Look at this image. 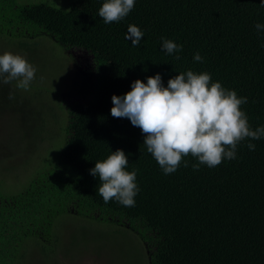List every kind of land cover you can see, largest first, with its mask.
<instances>
[{
    "label": "trees",
    "instance_id": "obj_1",
    "mask_svg": "<svg viewBox=\"0 0 264 264\" xmlns=\"http://www.w3.org/2000/svg\"><path fill=\"white\" fill-rule=\"evenodd\" d=\"M102 3L73 0L63 9L49 0H8L7 7L0 6V36L22 29L35 36V27L64 48H82L90 56L87 74L80 77L89 96L63 107L65 144L54 163L36 170L18 191L4 190L0 181V264H22L31 247L52 251L54 218L69 206L89 218L98 212L93 220H125L135 227L153 245L149 264H264V138L241 141L236 158L216 167L194 170L198 160L187 156V166L181 162L165 174L141 130L110 112L112 95L122 97L136 79L146 83L159 73L166 87L170 78L192 70L207 72L213 82L246 97L241 109L250 127L264 126V31L255 28L264 24V4L135 0L124 19L106 24L98 15ZM130 24L144 33L139 46L125 39ZM7 28L10 35L3 32ZM164 39L182 50L167 54ZM197 53L200 62L194 60ZM6 90L7 84L0 85L2 100L9 98ZM117 149L128 158L126 170H137L133 207L105 203L99 178L90 173L96 161Z\"/></svg>",
    "mask_w": 264,
    "mask_h": 264
},
{
    "label": "rangeland",
    "instance_id": "obj_2",
    "mask_svg": "<svg viewBox=\"0 0 264 264\" xmlns=\"http://www.w3.org/2000/svg\"><path fill=\"white\" fill-rule=\"evenodd\" d=\"M49 1L68 9L73 0ZM3 3L8 6V0H0V6ZM31 31L37 35L29 36L22 29L23 33L11 37L0 36V54H21L37 69L28 90L17 88L13 81L5 92L14 98H0V181L4 190L18 191L36 170L54 163L65 144L68 116L63 107L89 96L84 92V78L80 79L87 74L89 53L82 48L66 49L38 28ZM3 32L12 33L8 28ZM91 215L93 218L76 212L72 206L59 212L54 218L57 243L52 251L31 247L22 264H149L153 245L135 227L125 220L117 221L119 224L93 220L99 215L96 211Z\"/></svg>",
    "mask_w": 264,
    "mask_h": 264
},
{
    "label": "clouds",
    "instance_id": "obj_3",
    "mask_svg": "<svg viewBox=\"0 0 264 264\" xmlns=\"http://www.w3.org/2000/svg\"><path fill=\"white\" fill-rule=\"evenodd\" d=\"M264 4V0H261ZM135 6V0H103L98 15L106 24L124 19ZM264 31V24L255 25ZM143 31L128 25L125 39L132 46H139ZM163 50L171 55L182 50V45L164 39ZM179 59V57H176ZM199 53L194 60L202 61ZM36 67L25 56L9 51L0 54V85L16 81V87L28 90L35 79ZM9 94V99H13ZM111 115L128 118L144 135L143 143L165 174L173 173L184 162V157L198 160L200 165L216 167L226 159H235L237 146L246 139L264 138V126L253 130L248 117L241 109L247 102L235 90H229L219 81L213 82L207 72L187 70L162 84L159 73L147 77L144 83L136 79L131 89L122 97L112 95ZM250 151L255 144L248 143ZM129 161L121 149L112 151L105 159L95 162L90 173L99 178L98 192L105 203L116 200L125 207L135 206L137 195V170H126Z\"/></svg>",
    "mask_w": 264,
    "mask_h": 264
}]
</instances>
